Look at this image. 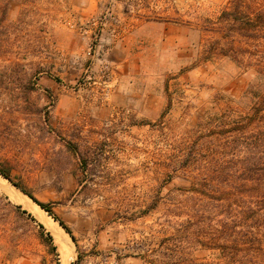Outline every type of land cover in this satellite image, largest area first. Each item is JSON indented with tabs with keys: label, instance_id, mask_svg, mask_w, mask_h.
<instances>
[{
	"label": "rangeland",
	"instance_id": "rangeland-1",
	"mask_svg": "<svg viewBox=\"0 0 264 264\" xmlns=\"http://www.w3.org/2000/svg\"><path fill=\"white\" fill-rule=\"evenodd\" d=\"M227 3L0 0V164L11 173L0 264H65L48 216L69 264L160 262L186 218L167 213L170 197L190 184L169 177L172 157L182 163L201 122L245 101L253 77L227 57L201 60L209 35L197 24Z\"/></svg>",
	"mask_w": 264,
	"mask_h": 264
},
{
	"label": "trees",
	"instance_id": "trees-1",
	"mask_svg": "<svg viewBox=\"0 0 264 264\" xmlns=\"http://www.w3.org/2000/svg\"><path fill=\"white\" fill-rule=\"evenodd\" d=\"M200 20L197 25L209 35L201 60L227 57L253 77L245 101L227 105L201 122L199 127L207 131L182 163L174 165L172 157L169 177L180 171L190 184L177 188L167 213L186 218L162 243L160 262L149 261L264 264V0H228L219 13ZM203 137L205 145L199 149L206 156L198 161ZM200 161L199 173H190L189 167ZM0 173L11 179L10 170L1 164ZM37 202L51 213L47 203ZM47 237L53 242L49 232Z\"/></svg>",
	"mask_w": 264,
	"mask_h": 264
},
{
	"label": "bare ground",
	"instance_id": "bare-ground-1",
	"mask_svg": "<svg viewBox=\"0 0 264 264\" xmlns=\"http://www.w3.org/2000/svg\"><path fill=\"white\" fill-rule=\"evenodd\" d=\"M3 179L5 180L4 176L0 173V184L3 183ZM48 217L49 219L42 217L43 221L51 229L55 242L59 245V251L61 253V257L63 260L62 262L65 264H69V261L73 258L74 254L70 250L71 247H68L66 244L62 243V238H65L66 240H68V242H69V239L66 237L65 232L62 229H60V225L58 224V222L52 216H48Z\"/></svg>",
	"mask_w": 264,
	"mask_h": 264
},
{
	"label": "water",
	"instance_id": "water-1",
	"mask_svg": "<svg viewBox=\"0 0 264 264\" xmlns=\"http://www.w3.org/2000/svg\"><path fill=\"white\" fill-rule=\"evenodd\" d=\"M62 243L66 244L67 246H70V243L65 238H62Z\"/></svg>",
	"mask_w": 264,
	"mask_h": 264
}]
</instances>
